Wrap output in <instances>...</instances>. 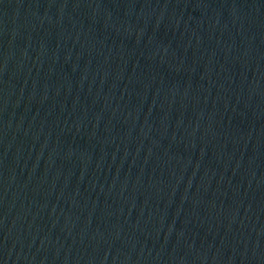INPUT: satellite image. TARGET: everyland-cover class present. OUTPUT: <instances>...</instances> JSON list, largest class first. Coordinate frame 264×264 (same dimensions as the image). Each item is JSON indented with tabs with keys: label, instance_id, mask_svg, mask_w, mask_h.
Here are the masks:
<instances>
[{
	"label": "water",
	"instance_id": "water-1",
	"mask_svg": "<svg viewBox=\"0 0 264 264\" xmlns=\"http://www.w3.org/2000/svg\"><path fill=\"white\" fill-rule=\"evenodd\" d=\"M0 264H264V0H0Z\"/></svg>",
	"mask_w": 264,
	"mask_h": 264
}]
</instances>
